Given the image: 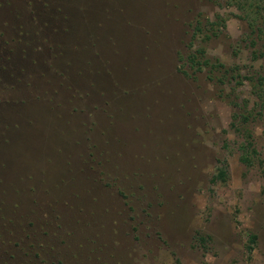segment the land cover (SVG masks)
Instances as JSON below:
<instances>
[{
	"label": "rangeland",
	"instance_id": "1",
	"mask_svg": "<svg viewBox=\"0 0 264 264\" xmlns=\"http://www.w3.org/2000/svg\"><path fill=\"white\" fill-rule=\"evenodd\" d=\"M225 1L0 0V264H264V53Z\"/></svg>",
	"mask_w": 264,
	"mask_h": 264
},
{
	"label": "trees",
	"instance_id": "2",
	"mask_svg": "<svg viewBox=\"0 0 264 264\" xmlns=\"http://www.w3.org/2000/svg\"><path fill=\"white\" fill-rule=\"evenodd\" d=\"M226 5H233L238 11V18L245 20L247 28V38L249 41L255 45L259 41V49L252 50V57H257L258 55H263L264 53V0H227L224 2ZM215 22L208 21L207 24L210 27L204 28L203 24L199 21L192 26V33L190 35V42L193 41L196 34H201L204 39H208L212 36H217L218 33L212 27ZM222 23V21H221ZM190 48V47H189ZM187 61L190 67H194L195 70H201L203 66H209V71L211 70L212 64L206 59L203 55V50L196 48L190 51L187 55ZM210 62V63H209ZM230 67H225L224 71L229 72ZM208 71V72H209ZM255 87V84H254ZM255 95L260 99V107H264V95L261 88L255 89ZM243 119L246 118V115H240ZM238 134L241 136L242 140L238 145L239 156L238 159L241 163L245 165H250L253 162L254 156L257 154L252 142V133L247 126H242L237 129ZM226 179V164L225 162L222 166H218L215 170V173L212 174L210 181L215 182L217 180L224 181Z\"/></svg>",
	"mask_w": 264,
	"mask_h": 264
}]
</instances>
